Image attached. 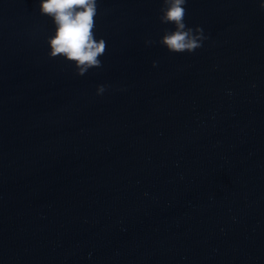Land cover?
<instances>
[{"label": "water", "instance_id": "water-1", "mask_svg": "<svg viewBox=\"0 0 264 264\" xmlns=\"http://www.w3.org/2000/svg\"><path fill=\"white\" fill-rule=\"evenodd\" d=\"M161 4L98 0L81 74L0 0V264H264V8L188 0L174 52Z\"/></svg>", "mask_w": 264, "mask_h": 264}, {"label": "clouds", "instance_id": "clouds-1", "mask_svg": "<svg viewBox=\"0 0 264 264\" xmlns=\"http://www.w3.org/2000/svg\"><path fill=\"white\" fill-rule=\"evenodd\" d=\"M187 2L162 0L160 7L161 20L174 25L165 32L162 42L174 52L194 51L201 46V35L186 25ZM259 4L264 8V0H259ZM39 10L54 24L52 34L47 36L48 55L74 61L81 74L102 63L98 57L106 50V40L102 36L98 38L94 30L98 0H39ZM199 32L202 33L203 29L200 28Z\"/></svg>", "mask_w": 264, "mask_h": 264}]
</instances>
